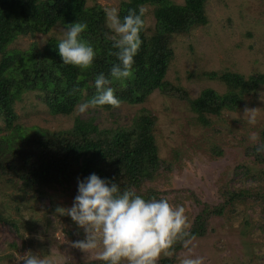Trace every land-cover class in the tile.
I'll return each mask as SVG.
<instances>
[{"label":"rangeland","instance_id":"1","mask_svg":"<svg viewBox=\"0 0 264 264\" xmlns=\"http://www.w3.org/2000/svg\"><path fill=\"white\" fill-rule=\"evenodd\" d=\"M123 1L88 0L87 4L119 12ZM206 9L208 26L176 37L172 46L175 57L166 75L168 81L187 89L193 99L207 88L219 93L227 90L217 80L199 78L204 72L229 71L247 78L264 73V0H209ZM152 10L145 8L147 27L156 23ZM64 29L58 26L50 35L20 37L10 48L25 50L33 42L42 48L50 36L61 39ZM248 101L246 108L257 109L253 124L239 118L242 109L210 116L208 126L199 122V114L188 102L158 90L141 104L121 103L110 111L93 108L83 114L74 109L68 116L50 114L37 94L30 92L15 109L20 124L55 132L70 129L76 118L93 119L102 129H116L129 126L140 113H151L158 119L155 140L159 156L171 170L147 188L166 192L161 198L184 206L190 226L200 211L192 194L215 206L227 201L230 192H248L245 200L227 205L222 216L210 220L207 235L192 240L172 264L188 256L202 257L203 264H264V152L257 151L264 145V88ZM4 128L0 119V136L6 133ZM253 133L255 140L250 138ZM217 148L221 155L212 153ZM76 194V187L54 185L26 194L11 189L0 196V264H22L19 257L28 251L46 256L49 264L99 259V248L85 253L72 246L84 239V231L67 215L56 213L57 207H71ZM171 256L162 254L158 261Z\"/></svg>","mask_w":264,"mask_h":264},{"label":"trees","instance_id":"2","mask_svg":"<svg viewBox=\"0 0 264 264\" xmlns=\"http://www.w3.org/2000/svg\"><path fill=\"white\" fill-rule=\"evenodd\" d=\"M209 0H185L183 5L173 0H126L119 8L122 18L129 9L152 7L156 23L140 33L141 46L134 57L131 76L113 79L109 73L117 63L111 35L105 23V9L88 0H0V119L5 123V134L0 136V196L11 189L22 194L41 191L59 185L77 188V180L92 173L120 186L131 189L143 198L160 199L166 194L147 188L171 165L160 156L155 140L157 117L149 112L138 114L129 126L116 129L99 128L93 119L76 118L70 129L50 131L18 122L15 105L24 95L35 92L52 115H71L75 106L97 94L94 80L103 73L109 87L121 103L141 104L158 90L163 95L188 102L199 122L205 126L210 116L223 112H237L249 106L248 99L264 88V73L248 78L235 72H204L199 78L217 80L227 88L225 93L214 89L203 90L196 99L187 89L166 79L174 60L173 43L177 36L209 24ZM87 25L82 39L90 43L96 56L91 67L80 69L62 63L56 44L60 38L49 37L42 48L33 42L28 49L10 48L20 37L50 35L61 26L74 22ZM201 75V74H200ZM193 74L189 76L191 78ZM115 107L105 106L110 111ZM213 154L221 155V149ZM262 162L260 154L256 159ZM192 194V193H191ZM228 200L211 205L192 194L200 211L189 232L195 239L207 235L208 224L222 216L227 205L245 200L248 192H230ZM11 224V220L5 219ZM12 225V224H11ZM183 243V241H182ZM185 246L179 241L171 249L172 256L157 264H172L177 253ZM66 264H104L100 259Z\"/></svg>","mask_w":264,"mask_h":264},{"label":"clouds","instance_id":"3","mask_svg":"<svg viewBox=\"0 0 264 264\" xmlns=\"http://www.w3.org/2000/svg\"><path fill=\"white\" fill-rule=\"evenodd\" d=\"M105 23L111 35L117 63L109 75L115 80L129 78L134 57L142 40L144 28L143 6L138 10L129 9L122 18L116 8H106ZM87 25L74 22L66 25L62 38L56 44L62 63L80 69L92 66L96 56L93 46L82 39ZM28 37V36H27ZM110 81L103 73L96 76L94 85L97 94L78 103V113L89 109L117 107L119 99L109 87ZM257 109L244 108L241 120L255 122ZM255 140V134H251ZM264 152V145L257 147ZM58 215H67L84 231V239L73 242L72 246L87 253L99 248L98 258L104 264H157L160 256L171 255L174 244L180 240L185 247L195 239L190 234V222L182 205L170 204L167 199H145L134 190H121L120 186L92 173L83 180H77V194L71 207H57ZM22 264H49L46 256L28 251L19 257ZM179 264H203V258L188 256Z\"/></svg>","mask_w":264,"mask_h":264}]
</instances>
